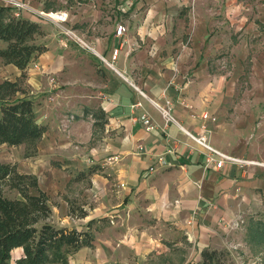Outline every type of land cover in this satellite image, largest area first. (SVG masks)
I'll return each instance as SVG.
<instances>
[{"label":"crops","instance_id":"crops-1","mask_svg":"<svg viewBox=\"0 0 264 264\" xmlns=\"http://www.w3.org/2000/svg\"><path fill=\"white\" fill-rule=\"evenodd\" d=\"M24 1L66 12L62 25L83 42L37 12L21 14L44 31L37 41L46 50L24 84L47 129L17 168L36 176L55 224L87 229L93 220L92 245L68 264H195L236 230L232 222L263 206L264 167L217 168L194 137L204 125L213 148L264 163V89L252 87L264 82V0ZM20 74L0 58V81ZM165 100L168 123L154 105ZM69 201L86 215L71 216ZM13 253L12 264L23 250Z\"/></svg>","mask_w":264,"mask_h":264},{"label":"trees","instance_id":"trees-1","mask_svg":"<svg viewBox=\"0 0 264 264\" xmlns=\"http://www.w3.org/2000/svg\"><path fill=\"white\" fill-rule=\"evenodd\" d=\"M9 8L0 5V49L4 63L21 70L15 80L0 81V144L24 146V157L37 153V143L47 127L36 119L35 103L24 84L29 63L46 50L38 38L41 26L23 17L7 16ZM95 170L89 167L90 174ZM69 214L82 218L86 211L69 201ZM87 229L59 226L52 220L48 195L38 187L37 178L21 172L12 162L0 161V264H12V251L23 254L14 264H68L69 256L80 247L91 246V225ZM222 251L205 248L195 264H221Z\"/></svg>","mask_w":264,"mask_h":264},{"label":"rangeland","instance_id":"rangeland-1","mask_svg":"<svg viewBox=\"0 0 264 264\" xmlns=\"http://www.w3.org/2000/svg\"><path fill=\"white\" fill-rule=\"evenodd\" d=\"M221 59V68L225 71L230 70L226 56ZM260 85L264 89V82L255 83L252 87L257 88ZM249 87L250 84H243L241 89ZM29 158L24 157L23 145L0 144V161L15 163L22 169ZM210 248L223 252L219 256L221 264H264V204L257 211L246 215L241 228L230 233L224 243ZM14 257L13 253L12 263Z\"/></svg>","mask_w":264,"mask_h":264},{"label":"built area","instance_id":"built-area-1","mask_svg":"<svg viewBox=\"0 0 264 264\" xmlns=\"http://www.w3.org/2000/svg\"><path fill=\"white\" fill-rule=\"evenodd\" d=\"M0 2L5 6L10 9H12V16L14 17H22L21 14L22 12H28V13H36L37 11L34 10L27 2L24 0H0ZM38 16L41 17L44 20L51 21L55 24H57L60 27L61 33L64 34L65 36H68L69 38H72L74 40H77L81 43L82 40L75 34V32L70 29L64 27L62 24L66 22L67 20V14L64 11H38L37 12ZM126 31V26L123 24H118L116 27V35L121 36L123 33ZM118 54V49L115 48L112 53V59H116ZM103 59V58H102ZM105 63H107L110 67H112V64L107 62L106 60L103 59ZM142 93V92H141ZM140 105L139 102L135 103L132 105V107ZM156 108L159 110L161 116L164 119L165 123L172 122L173 117L170 114L171 110V102L169 100H165L163 103H154ZM203 118H208L207 114L202 115ZM140 120L145 128V130L150 131L153 130L156 127V124L151 120V118L147 115H141ZM203 128V134L198 135L197 137H194L195 140L201 144L209 153V159L212 161L214 160V156H217V160L215 161V166L217 168H220L225 161L229 162H234L238 163L240 165H258V166H264L263 162H258L254 160H248V159H243V158H238L235 156H231L228 154H225L223 152H220L219 150L213 148L207 141L206 133L209 131L206 126H202ZM139 149H142L139 147ZM158 162L163 163V160L161 157H158ZM149 171L154 170V166H151L148 168ZM244 222V219L242 217H238L234 222H232L231 227L235 229H239L242 226V223Z\"/></svg>","mask_w":264,"mask_h":264}]
</instances>
